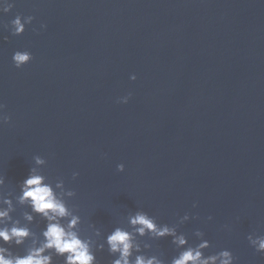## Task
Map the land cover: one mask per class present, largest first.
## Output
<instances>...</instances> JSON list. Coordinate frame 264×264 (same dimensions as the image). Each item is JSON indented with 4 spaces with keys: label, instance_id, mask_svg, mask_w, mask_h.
I'll return each mask as SVG.
<instances>
[{
    "label": "water",
    "instance_id": "95a60500",
    "mask_svg": "<svg viewBox=\"0 0 264 264\" xmlns=\"http://www.w3.org/2000/svg\"><path fill=\"white\" fill-rule=\"evenodd\" d=\"M13 2L0 12L5 191L19 193L39 155L49 181L77 193L69 206L82 235L95 225L106 237L141 209L169 225L187 213L179 231L193 244L204 231L206 255L264 264L247 239L264 234V0ZM18 14L35 20L13 36ZM17 50L33 55L23 68ZM43 226L37 217L32 227ZM140 239L149 255H177L170 237Z\"/></svg>",
    "mask_w": 264,
    "mask_h": 264
},
{
    "label": "clouds",
    "instance_id": "9594fccd",
    "mask_svg": "<svg viewBox=\"0 0 264 264\" xmlns=\"http://www.w3.org/2000/svg\"><path fill=\"white\" fill-rule=\"evenodd\" d=\"M14 6L13 0H0V12H10ZM34 20L31 15H16L10 22L11 34H24ZM41 28L46 29L47 25L42 24ZM12 60L16 68H23L33 60V55L27 50H17ZM130 78L137 79L134 74ZM129 99L130 94L120 97L118 102L128 103ZM5 108L0 103V125L11 123ZM34 163L19 184V193L6 192L5 178L0 176V264H57L56 258H61L63 264H99L97 252L105 250L114 257L111 264H236L237 258L228 249L206 255L205 250L212 245L200 229L192 234L199 242H189L188 235L179 231L181 225L193 219L187 213L177 224L169 225L158 223L156 217L141 209L127 216L126 227L116 226L106 237L95 225L90 226L87 235H82V218L69 206V200L77 193L67 188L63 179L49 181L38 167L47 164L45 158L37 155ZM117 169L123 172L125 165L119 164ZM78 176L79 172H73L72 179ZM18 208L23 209L19 216L14 215ZM37 217L44 223L39 231L32 227ZM143 237L152 241L170 237L177 255L166 262L162 254H147L145 250H151L153 245L140 239ZM247 239L257 252L264 253V234L250 233ZM21 247L22 254L13 250Z\"/></svg>",
    "mask_w": 264,
    "mask_h": 264
}]
</instances>
